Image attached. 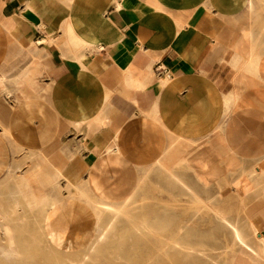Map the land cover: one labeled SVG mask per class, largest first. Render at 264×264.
<instances>
[{
    "label": "crops",
    "instance_id": "obj_1",
    "mask_svg": "<svg viewBox=\"0 0 264 264\" xmlns=\"http://www.w3.org/2000/svg\"><path fill=\"white\" fill-rule=\"evenodd\" d=\"M167 161L244 206L216 214L231 264H264V0H0V215L18 187L123 199Z\"/></svg>",
    "mask_w": 264,
    "mask_h": 264
},
{
    "label": "bare ground",
    "instance_id": "obj_2",
    "mask_svg": "<svg viewBox=\"0 0 264 264\" xmlns=\"http://www.w3.org/2000/svg\"><path fill=\"white\" fill-rule=\"evenodd\" d=\"M156 165L161 166L159 162ZM148 170L150 169L146 171ZM31 176L38 177L39 175L33 173L27 177L23 176L22 183L29 182ZM27 187L32 195L30 202L23 200L22 190L18 187L15 191L20 199L14 198L16 195L14 193L11 195L10 204L2 206L3 210L0 215L2 237L13 236L17 241L0 244V261L16 259L23 264H33L35 257L31 251L37 248L36 251L39 250V253L44 254L47 251L48 260L58 264H101L104 262L126 264L136 260L122 248L130 243L131 237H138L139 232L144 233L145 236L158 234L157 226L150 222H139L138 215L135 216L132 205L137 191L117 200L111 194H105L98 189L92 187L90 190L86 189L88 196L95 199L94 211L89 214L92 223L91 226L83 227L81 232L73 235L69 222H63V219H66L72 210L75 212L78 208L74 202H71L70 197L67 195L62 197L65 195L64 190L53 187L50 190H42L36 186ZM165 223L168 224V221L166 220ZM188 225L180 226V232L172 233L171 239L163 242L164 248L160 249L161 254H164L163 257L160 254L155 255L153 259L147 256L142 257V263L175 264L178 256L185 264H223L220 262V257L213 254L214 250L203 244L204 238L200 244L197 243L196 237L194 238L196 235L192 234L193 228ZM226 225L232 229L234 235L237 234L233 223L227 222ZM44 230L48 231L47 242L43 239ZM27 237L30 240H27ZM127 253L129 254L126 255Z\"/></svg>",
    "mask_w": 264,
    "mask_h": 264
},
{
    "label": "rangeland",
    "instance_id": "obj_3",
    "mask_svg": "<svg viewBox=\"0 0 264 264\" xmlns=\"http://www.w3.org/2000/svg\"><path fill=\"white\" fill-rule=\"evenodd\" d=\"M170 173L171 167L169 161H167L166 168L151 167L148 172L144 171L134 175L137 179L135 184L137 188L133 189L131 193L137 191V195L134 198V204L132 205L133 210H135V216L138 215L139 222H150V224L157 226L158 231L156 232L158 234H156V236H145L144 233L139 232L138 237H131L129 239L130 243L124 245L122 248L127 250L132 257L136 258V260L126 264H149L145 262L142 263V257L146 258L147 256L153 259L155 255L159 254L163 257L164 254H161L160 252V249L164 248L163 242L170 240L172 233L177 234L180 232L179 227L183 224L191 225V227L190 225L188 226L193 228V235L204 236L205 243L214 250L213 254L220 257L221 263L231 264L239 247H234L229 230L219 226L216 214L220 213L233 218V220L239 223L242 228L244 225L242 222V208H244V206L242 207L239 202L231 197L226 199H219L217 196L210 197L209 193L205 194L202 193V191L195 189L194 183L188 180L186 175L172 173L173 176H170ZM175 177L180 179L181 182H177ZM28 183L29 182L23 184ZM182 185L189 186L191 189L198 192L199 198L196 199L194 196L188 194L187 190H185ZM76 187L79 188H68L67 190H64L65 195L62 196L64 197L67 195V197H70L71 202H74L75 205H77L76 208H78L75 212L72 210V213L68 214L66 219H63V222H69L73 229V235L81 232L80 230L83 229V227L91 226L92 219L89 214L94 211L93 202H95V199H92V197L88 196L86 193L85 184ZM136 207L138 209H136ZM166 220L168 221V224L165 223ZM44 231L46 233L43 232V239L47 242L49 239L48 231ZM196 236H194V238ZM2 238L0 244H4V242L9 244L17 241L15 237L9 235ZM27 240H30V238L27 237ZM159 243L161 244L159 245ZM36 249L37 248H34V250L31 251L34 255L33 257H35L33 264H58L57 262H51L48 260L49 255L47 251L43 254L39 253V250L36 251ZM0 264H23V262L16 259L11 261L1 260ZM101 264L122 263L104 262ZM175 264L185 263L177 256Z\"/></svg>",
    "mask_w": 264,
    "mask_h": 264
}]
</instances>
